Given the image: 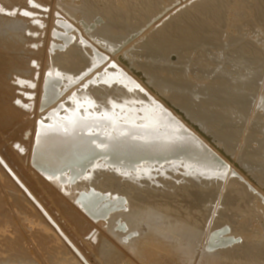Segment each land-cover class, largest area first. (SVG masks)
<instances>
[{"label":"bare ground","instance_id":"6f19581e","mask_svg":"<svg viewBox=\"0 0 264 264\" xmlns=\"http://www.w3.org/2000/svg\"><path fill=\"white\" fill-rule=\"evenodd\" d=\"M175 1L54 0L47 26H40L46 63L37 72L36 60L27 59L36 88L10 103L33 106L23 134H32L27 170L6 148L0 167L60 242L43 246L52 258L264 264V0H195L168 12ZM3 42L18 51L19 42ZM4 51L0 70L7 72L13 56ZM5 106L0 102V119ZM23 116L12 110L1 131L22 135ZM42 186L74 201L66 209L88 224L87 245L100 243L99 258L52 212ZM4 248L0 264H24L34 255L9 248L5 259Z\"/></svg>","mask_w":264,"mask_h":264},{"label":"rangeland","instance_id":"374dc122","mask_svg":"<svg viewBox=\"0 0 264 264\" xmlns=\"http://www.w3.org/2000/svg\"><path fill=\"white\" fill-rule=\"evenodd\" d=\"M2 1L3 0H0V24L2 25V23H3L4 27L1 26L0 30L2 32L6 33V34L2 33V34H5V35H3L4 37H7L8 35L9 36L7 37V39L4 38V40H3V39H1V38H3V36L0 35L1 36L0 37V39H1L0 40V45L3 46V48L0 47V50H3V51L6 50L5 46L3 44H1V41L2 42L4 41L3 43H5V44L13 43V46H15L17 44L16 43V41H17V42L20 43V44L18 43L17 47L19 48V46L21 45L20 48H22L21 49L22 52H20V48L19 49L17 48V50L19 51L20 54L18 53V51L14 50V48L16 49V46L12 48L13 50L12 49H10V50L7 49L8 53H7V50H6V52L4 51L5 53H7V55L9 57L10 56H13V57H10L11 59L9 58L10 63L12 61V64H10L11 66H9L7 68L4 67V69L7 70V72H5L4 70H0V97L3 98V100H0V102H5L6 103V106L2 107V111H1L2 119H0V120L2 122H4V123H7V121L4 119V117H6L9 114H11L12 110H16L17 113L19 111L23 112V115H24L23 117L25 118L24 121L26 122V124H25V128H24V130L22 132V135H20L21 133L19 131H17L18 133L16 132L17 133L16 136H14V134L12 132H10L9 129H7L6 134H4V132L1 131L2 126L0 125V140H2L1 143L4 144V145H2L0 143V151L3 153L5 148H6V151L8 149L10 152L16 153L19 156L20 160L23 162V164L25 162L24 165H25V168L27 170V167H26L27 162L25 160H26V156L29 155L28 151H30V147H31L30 139L32 138V134L31 133H29V134L27 133L28 136L31 135V136H29L30 137L29 139L27 138L28 136H26V135L23 136V134L25 132H27V130H30V126H31L30 122L32 121V117L34 115V114H32V111H31V109H33V106H29L28 105L27 109H30V110H26V109L21 110L19 108V106H13V105L11 106L10 103L13 104V103L18 102L17 99L20 100L21 97L26 96V95L23 96V94H26L25 92L29 91L28 89L36 88L35 87V82L32 83L31 81H28V80H33L32 77H30V76H32V74H31L32 71L31 70L36 68L37 69L36 71L38 72L39 66L44 65L46 63V60H47L46 43L43 44V41H44L43 34L44 33L42 34L41 32L44 29L43 27L47 26L46 20H48V18H49V15L51 13V11H50L51 10V6H52V3H53L54 0H50V1L49 0H43V2H42V0H40L41 1V2L39 1L40 3H37V1L34 2V0H32V4L29 3V0H27V3L23 2V0H20V1H17V0H12L11 1V0H9L10 2H8V0H5L4 1L5 4L8 2L7 4H9L8 5L9 7L6 6L4 4V2L2 3ZM13 1H15V2L13 3ZM21 1L23 2V4L24 3L25 4L24 5L21 4ZM24 1H26V0H24ZM192 1L195 2V0H176L175 1V3H176L175 6H173V5L170 6V8L171 7H174V8H171V9L169 8L168 12H170V10L172 11L173 9L175 11L173 10L172 13H175L176 10L177 11L182 10L187 5H190L191 3H193ZM19 2H20L21 5L19 4ZM261 2H263V1H261ZM10 3L13 4L14 6L16 4V6L14 7ZM18 4H19V6H18ZM26 4H27V8L25 6ZM40 4H41V6H40ZM2 5H4V6L2 7ZM10 5L13 6V8H11ZM33 5H36V6H33ZM48 5H50V6H48ZM46 6H48L49 8L46 7ZM179 6H181V7L179 8ZM4 7L7 9V11H6V9ZM9 8H11V9H9ZM20 8H21V10H20ZM24 8L28 9L27 11L28 12L30 11L29 13L32 12L30 16H25V15L21 14V13L26 11V10H24ZM8 9L11 12H9ZM29 9H31V10H29ZM36 9L37 10L39 9L40 13L37 11L36 12L37 14H35L34 12L36 11ZM41 12H43V13H41ZM16 13H17V15H16ZM4 15H5L6 18H4ZM18 15L22 19H20ZM1 16H3V17H1ZM7 16L8 17L10 16V19ZM36 17H37V19H40V20L36 21L37 20ZM3 18L7 19V20L5 21ZM27 18H29V19H27ZM45 18H47V19L45 20ZM166 18H168V16ZM8 19L10 20V22L8 21ZM24 19L25 20L27 19L28 22L26 23L27 20L25 21ZM22 20H24V21H22ZM44 24H46V25H44ZM250 24H252V23H250ZM262 24L264 25V23H262ZM6 25H9V26H7V28H6ZM252 25H254V27L256 29H258L257 28L258 24H257V27H256L255 24H252ZM263 25H262V27L259 25L260 30L258 29L259 31H261L262 37H264L263 32H262V30H264V28H263L264 26ZM13 26L15 27V29L13 28ZM40 26H43V27L41 28ZM9 27H11V29ZM12 28H13V30H12ZM16 28L18 30H20L21 34L19 33L18 30H16ZM9 29L12 32L11 31H7ZM35 29H36V33H34ZM14 30L18 32L17 33L18 36L16 37L15 34L13 35L14 38L16 37V39L13 38L14 39V42H13V39L11 41L9 39V37H13V36H10V35L14 33ZM1 31H0V33H1ZM6 31L10 32V34H7ZM41 36H42L43 39L40 38ZM17 38H18V40H17ZM39 42H41V43L39 44ZM137 42H141V41L138 40ZM14 43H16V44L14 45ZM11 47H12V44H11ZM39 49H42V51L40 53H39V51H40ZM9 51H12V53L9 52ZM13 52L14 53L17 52V53L12 55ZM10 53H11V55H10ZM25 54H26V56H25ZM19 56L21 57V59H20ZM12 58H15L16 62L15 61L13 62ZM18 58L21 61H25L24 63L28 62V60H27L28 58H29V60H31L33 58V60H36V62L38 63V66H36L34 68L32 66V69H30L31 65H28V63H27V65L26 64L24 65L23 62H20V60ZM22 59H25V60H22ZM174 59H176V58H173L172 60H174ZM17 63H19V64L17 65ZM20 63H22V64L20 65ZM13 65H15V67ZM16 65L18 66V69H16ZM19 66H20V68H19ZM24 66H26V67H24ZM27 66H29V67H27ZM8 69H11V71L8 70ZM14 69L17 72H15ZM12 70H13V72H12ZM29 71H30V73H29ZM29 74H31V75H29ZM34 75H35V73H34ZM23 81H24V83L26 81L30 82V84L32 83L33 87H31V85H30V87H26L28 85H25V84H23L22 87H21L20 82H23ZM181 85H182L183 89L185 88V90H188L189 89L188 87H190V85L188 83L181 84ZM34 93H35V91H34ZM24 100H26V98H24ZM32 100L33 99H30V101H32ZM20 101H22V100H20ZM28 119H29V121H28ZM18 134L21 137H17ZM1 136L4 139H2ZM22 137L24 138V140H23ZM24 141H25V143H24ZM23 145H24V147H23ZM19 147H21V148H19ZM22 147H23L24 150L22 149ZM25 149H26V152H22V151H25ZM40 189L42 191L41 193H43L42 195L45 196V199L48 198L47 202L49 203L50 208L52 207V212L55 213L56 217L61 218L62 221L64 219V223H65V226L67 227L68 232L70 231L69 233H71L82 244L84 242L83 245L88 247V251L91 254H93V256L96 257V259L99 258L97 252L99 250L100 243L97 242L98 246H94L92 243H90L91 244L90 246L87 245V242H90V241H87V239H88L87 235L89 233L87 230H89V231L91 230L90 228H88L89 227L88 224L85 222L83 217L79 218V216L76 215L77 213L75 211L67 210L70 207V204L72 205V203L74 201H72V203H71L68 200L69 202L65 203V200L63 198L60 199L59 197L56 196L57 195L56 192H54V193H53V191L50 192V190H47V188H45L43 186L40 187ZM48 191H49V193H48ZM53 195H55V196H53ZM56 197H57L58 200L56 199L57 201L55 202V198ZM49 199L53 203H51V201ZM61 200H62V202H61ZM66 202H67V200H66ZM66 207H67V209H66ZM71 211H72V213H71ZM69 213L75 215L76 219L74 220L72 215H70ZM62 215H66V217L67 216L68 217L66 218L65 216H62ZM62 217H65V218H62ZM69 217H70V219H69ZM81 219H82V222L85 223V224H82ZM78 222L79 223L81 222V224H79ZM75 224L78 225L77 228H76ZM67 225L72 226V227L70 228ZM81 225H82V227H81ZM85 225H87V226H85ZM79 226L81 227L80 229L78 228ZM85 239H86V241H85ZM98 241H102L101 243H102L103 246H108L107 245L108 242L104 238H100V240H98ZM59 243L60 242H58L56 237H54V235L50 231L48 225L46 224L45 218H41V215L36 210L35 206H33V203L30 200H28V198L25 196V194L21 190V188H19V186L16 184V182L13 181L10 178V176L6 174L5 170L2 167H0V244H1L0 247L5 246V248H4L5 252L3 253L5 259H10V258L6 257V255H9V254H11L13 252H9V251H15L16 249L25 248L26 250L31 252V254H34V255H33L32 258H28V260H25L24 264H69V261L67 259L70 260V258H69L68 255H66L64 253L63 254L60 253V256H58V258H52L51 256H49L46 253V250L43 248V246L55 247V246H58ZM9 248H12V249L9 250ZM15 261H17V259H15ZM97 261L100 262V264H101V258H99Z\"/></svg>","mask_w":264,"mask_h":264},{"label":"snow or ice","instance_id":"6c2138e0","mask_svg":"<svg viewBox=\"0 0 264 264\" xmlns=\"http://www.w3.org/2000/svg\"><path fill=\"white\" fill-rule=\"evenodd\" d=\"M29 3L30 4H32V0H29ZM33 6H36V5H33ZM22 15H25V16H30L31 15V13H29V12H23V13H21Z\"/></svg>","mask_w":264,"mask_h":264}]
</instances>
